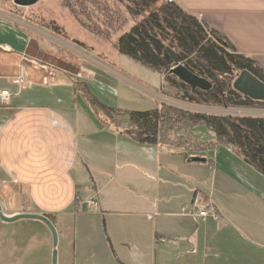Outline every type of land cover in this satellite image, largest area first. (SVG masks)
<instances>
[{"label":"crops","instance_id":"obj_1","mask_svg":"<svg viewBox=\"0 0 264 264\" xmlns=\"http://www.w3.org/2000/svg\"><path fill=\"white\" fill-rule=\"evenodd\" d=\"M173 1L264 70V0ZM20 7L0 0V90L12 94L0 105L3 213L49 217L58 231V264H264V182L252 180L262 194L219 169L218 161L214 165L212 150L222 144L186 158L135 140L126 132V114L104 118L76 88L79 78L104 100H116L107 96L111 92L96 71L81 65L73 73L44 61L59 55V47L69 48L68 39L17 15L13 10ZM20 75L27 79L22 88L13 83ZM193 156L207 161H192ZM198 165L210 173L207 193L194 178ZM90 195L99 204L77 211V196ZM197 195L215 205L218 219L195 220L183 211ZM101 219L114 259L100 238ZM53 250L45 222L0 218V264H52Z\"/></svg>","mask_w":264,"mask_h":264},{"label":"trees","instance_id":"obj_2","mask_svg":"<svg viewBox=\"0 0 264 264\" xmlns=\"http://www.w3.org/2000/svg\"><path fill=\"white\" fill-rule=\"evenodd\" d=\"M76 1V0H75ZM83 28L103 37L105 22L98 17L113 12L114 3L123 5L133 24L115 41L121 54L165 74L170 68L185 65L213 84L210 91L192 90L173 75H164L167 83L180 91V99L194 104H217L224 107H247L255 101L233 88V81L243 70L264 81V70L256 60L240 53L226 35L173 0H103L102 9L60 0ZM103 11L100 14V11ZM104 21L108 20L107 16ZM110 21L112 19H109ZM51 28L63 31L56 20ZM84 84L87 100L98 111L113 113L112 120L126 114L130 127L126 132L141 143L155 144L188 157L189 153L209 151L223 144L264 176V116H233L191 112L159 103L148 110H122L107 105ZM77 88V86H76ZM78 89V88H77ZM205 125L214 141L202 140L191 129ZM210 161V159H209Z\"/></svg>","mask_w":264,"mask_h":264},{"label":"rangeland","instance_id":"obj_3","mask_svg":"<svg viewBox=\"0 0 264 264\" xmlns=\"http://www.w3.org/2000/svg\"><path fill=\"white\" fill-rule=\"evenodd\" d=\"M73 2L79 3L81 6H92L93 3L96 8L102 9L103 0H73ZM108 2H114V0H108ZM113 4V3H112ZM60 0H41L36 7H20L13 11L17 15H23L30 17L32 20L39 24H44L50 27L54 34H60L64 36L67 42L70 44L69 48H58L59 55H52L51 57H45L44 61H48L54 67L60 70H69L76 73L82 66H86L89 69H93L97 73V80L105 85L110 99H116L112 103L104 100L96 93V91L90 86V90L98 98H100L107 105L119 108L122 110H148L158 107V104L164 103L175 107L182 108L191 112H204L208 114H221V115H233V116H264V103H254L247 107H224L217 104H194L188 101L180 99V91L167 83L164 79L165 74L159 72L129 58L128 56L121 54L115 48L116 38L128 30L133 24V18L128 15L125 7L120 4L114 3L112 15L111 12L107 13L100 11L98 17L103 21L104 35L101 37L90 31L87 28H83L79 22L72 15L70 10L66 7L64 9L61 6ZM12 9V8H9ZM63 9V11H61ZM12 11V10H11ZM107 16L108 20L104 21ZM52 17H56L57 24L64 25V31L51 28L49 25ZM109 19H112L111 21ZM80 55L84 56L83 59ZM104 67H111L118 73L113 71H107ZM77 88L84 93V84L78 78ZM158 90H161L160 95ZM104 94V93H103ZM104 118H113V113H106L99 111ZM123 116L120 118V120ZM192 134H198L202 140L214 141L215 134L205 125H199L191 129ZM213 163L219 169H223L233 177L240 181H246L249 184L255 185V187L263 194V190L259 189L256 183L252 180L261 179L264 182V178L254 168L249 167L240 157L228 146L217 145L212 150ZM218 152H220L218 157ZM198 165L194 170V178L200 189V191L207 193L206 187L210 182V173L202 166ZM209 187V186H208ZM264 195V194H263ZM85 212V211H84ZM87 212V211H86ZM100 230V238L102 239L107 256L114 259V252L110 247L108 228L105 222L101 219L98 222ZM53 256V254H52ZM52 258V257H51ZM10 264H26L21 259H16ZM35 264H41L39 260Z\"/></svg>","mask_w":264,"mask_h":264},{"label":"water","instance_id":"obj_4","mask_svg":"<svg viewBox=\"0 0 264 264\" xmlns=\"http://www.w3.org/2000/svg\"><path fill=\"white\" fill-rule=\"evenodd\" d=\"M39 1L40 0H14V3L22 7H30L37 4ZM165 74L177 77L180 81L191 86L192 90L200 89L203 91H210L213 88L212 82L194 73L183 64H179L170 68ZM233 88L252 100L264 101V81L252 74L249 70H243L237 75L233 81ZM191 160L197 162H206L207 158L202 156H193L191 157ZM0 218L7 222L15 221L21 218H32L45 222L50 228L53 236L54 250L52 264H58V231L53 221L49 217L44 214L36 213H19L8 217L3 213L0 202Z\"/></svg>","mask_w":264,"mask_h":264},{"label":"built area","instance_id":"obj_5","mask_svg":"<svg viewBox=\"0 0 264 264\" xmlns=\"http://www.w3.org/2000/svg\"><path fill=\"white\" fill-rule=\"evenodd\" d=\"M26 82L27 79L23 75L13 78V83L19 85L21 88L26 84ZM11 95L12 94L8 89L0 90V105L7 104ZM76 203L77 206L75 209L77 211H81L84 204H86L88 207H94L99 204V200L97 199L96 195H90L84 198L82 196H77ZM183 211L195 220L198 219L200 221H206L209 217L218 219L219 216L215 205L210 200L199 197L198 195L194 197L192 202L185 204ZM162 240L165 241V239Z\"/></svg>","mask_w":264,"mask_h":264}]
</instances>
